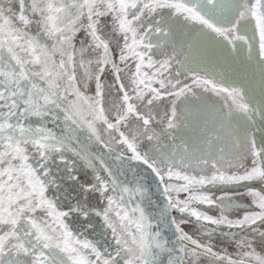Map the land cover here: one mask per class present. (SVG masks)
I'll list each match as a JSON object with an SVG mask.
<instances>
[{
  "label": "snow or ice",
  "instance_id": "obj_1",
  "mask_svg": "<svg viewBox=\"0 0 264 264\" xmlns=\"http://www.w3.org/2000/svg\"><path fill=\"white\" fill-rule=\"evenodd\" d=\"M0 264H264V0H0Z\"/></svg>",
  "mask_w": 264,
  "mask_h": 264
}]
</instances>
